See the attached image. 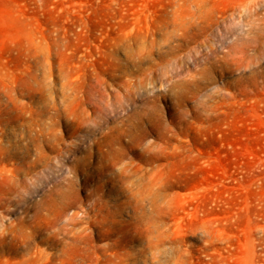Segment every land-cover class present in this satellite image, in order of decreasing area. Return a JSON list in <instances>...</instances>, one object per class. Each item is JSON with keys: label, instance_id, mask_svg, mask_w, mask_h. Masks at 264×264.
<instances>
[{"label": "rangeland", "instance_id": "374dc122", "mask_svg": "<svg viewBox=\"0 0 264 264\" xmlns=\"http://www.w3.org/2000/svg\"><path fill=\"white\" fill-rule=\"evenodd\" d=\"M0 264H264V0H0Z\"/></svg>", "mask_w": 264, "mask_h": 264}, {"label": "bare ground", "instance_id": "6f19581e", "mask_svg": "<svg viewBox=\"0 0 264 264\" xmlns=\"http://www.w3.org/2000/svg\"><path fill=\"white\" fill-rule=\"evenodd\" d=\"M85 217V216H84ZM73 219H74V217H73ZM86 219V218H85ZM72 221V220H71ZM74 221V220H73ZM81 233V232H80ZM86 233V232H85ZM74 236V235H73ZM80 236V235H79ZM81 237V236H80ZM75 238H77V235H76V237ZM90 239V238H89ZM76 240V239H75ZM78 243H80V242H78ZM80 258V257H79Z\"/></svg>", "mask_w": 264, "mask_h": 264}]
</instances>
